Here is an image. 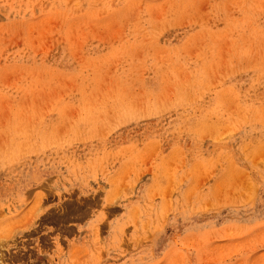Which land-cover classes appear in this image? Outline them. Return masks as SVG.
<instances>
[{"label":"rangeland","instance_id":"rangeland-1","mask_svg":"<svg viewBox=\"0 0 264 264\" xmlns=\"http://www.w3.org/2000/svg\"><path fill=\"white\" fill-rule=\"evenodd\" d=\"M0 264H264V0H0Z\"/></svg>","mask_w":264,"mask_h":264}]
</instances>
